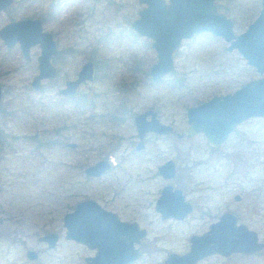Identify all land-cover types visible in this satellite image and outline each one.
Listing matches in <instances>:
<instances>
[{
    "label": "rangeland",
    "instance_id": "rangeland-1",
    "mask_svg": "<svg viewBox=\"0 0 264 264\" xmlns=\"http://www.w3.org/2000/svg\"><path fill=\"white\" fill-rule=\"evenodd\" d=\"M214 3L233 22L235 35L260 9V0ZM141 7L137 0H13L7 14H0V27L10 17L43 20V30L57 45L54 65L59 68L55 80L34 92L29 83L38 47L31 48L26 61L17 47L6 49L0 41V264H85L94 251L65 240L62 223L64 214L84 200L146 231L137 246L141 257L131 264H163L168 254L186 253L190 236L201 235L224 212L234 214L264 245L262 119L242 122L214 149L202 134L146 135L141 185L135 114L153 110L160 123L181 133L187 108L264 77L236 51L227 52L222 39L200 33L182 41L173 52L172 71L153 83L148 70L156 56L150 40L130 28ZM85 61L94 65L93 80L63 101L57 89L74 79ZM167 160L176 165V174L163 181L156 168ZM98 161L110 162V170L86 178L83 170ZM166 183L194 207L183 221L160 220L154 211ZM47 233L57 236L53 249L37 240ZM28 251L37 258L28 260ZM197 264H264V249L253 255H213Z\"/></svg>",
    "mask_w": 264,
    "mask_h": 264
},
{
    "label": "water",
    "instance_id": "water-1",
    "mask_svg": "<svg viewBox=\"0 0 264 264\" xmlns=\"http://www.w3.org/2000/svg\"><path fill=\"white\" fill-rule=\"evenodd\" d=\"M12 0H0V11L11 4ZM143 7L137 12V18L131 23V30L138 36L150 40V48L155 52L156 61L148 70L150 80L158 83L173 69L172 54L182 41L194 35L208 33L222 39L226 51H236L259 75L264 72V0H260V9L255 20L244 32L235 35L233 22L218 13L214 0H137ZM0 40L10 48L18 44L24 59L28 51L38 46L37 75L30 86L37 91L39 82L56 75L50 64L55 54V44L49 33L43 32L39 20L22 19L10 22L0 29ZM92 64L85 63L73 81H67L59 90L62 95H71L77 87L92 80ZM1 105V89H0ZM150 115V120L145 118ZM187 128L180 137H192L202 134L210 147H218L228 138L233 129L250 118H259L264 122V77L252 80L231 94L215 96L189 107L185 111ZM139 139L147 132L167 135L170 127L160 125L153 112H145L134 117ZM75 148V144H67ZM139 144L136 149H138ZM109 169L105 161H98L87 167L84 174L98 178ZM164 180L171 179L174 167L167 161L157 168ZM190 206L184 201L181 192L165 185L160 189L155 201L154 211L161 219L183 220L190 213ZM62 223L65 228L64 239L73 241L95 251L93 257L85 258V264H131L141 257L138 249L140 240L146 236L135 223H126L110 211L104 210L93 200L80 201L71 212L64 214ZM47 249H53L57 243L55 234L47 233L37 239ZM189 248L182 255L168 254L163 264H196L204 258L217 255L228 257L231 254L253 255L260 252L264 245L258 241L254 231L246 225L237 224V218L229 212L222 213L215 222L209 224L201 235L190 236ZM25 257L32 261L36 253L26 252Z\"/></svg>",
    "mask_w": 264,
    "mask_h": 264
},
{
    "label": "flooded vegetation",
    "instance_id": "flooded-vegetation-1",
    "mask_svg": "<svg viewBox=\"0 0 264 264\" xmlns=\"http://www.w3.org/2000/svg\"><path fill=\"white\" fill-rule=\"evenodd\" d=\"M164 1V3L165 4H167V0H163ZM215 4V3H214ZM13 5V0H12V2H11V4L8 6V7H6L5 9H3V10H1L0 11V14H2V13H6L7 14V12H8V10L10 9V7ZM142 7H143V5H142ZM141 7V8H142ZM215 7H216V5H215ZM139 11V10H138ZM137 11V12H138ZM47 19L48 20H52L55 16H54V13H49L47 16ZM22 19H28V20H39L40 21V24H41V28H42V31L43 32H47V31H45V30H43V26H42V24H43V20H41V19H39V18H19V19H13V18H9V21L7 22V23H5L4 25H6V24H8V23H10V22H16V21H19V20H22ZM135 20V19H134ZM133 20V21H134ZM132 21V22H133ZM4 25H2L1 27H0V29L4 26ZM131 25V24H130ZM47 33H49L50 35H51V37H52V40H53V42H54V44H55V49H56V52H55V54L54 55H52L51 57H50V64L52 65V67L55 69V71H56V75H55V77H53V78H51V79H48V80H42V81H40L39 82V84H40V88L37 90V91H35V90H33L32 88H31V86H30V83H31V81L34 79V77L37 75V57L40 55V49H39V47H38V49H39V54H38V56L36 57V73H35V75L33 76V78L31 79V81H30V83H29V87L31 88V90L32 91H34V92H40L41 90H42V88L44 87L43 85V83H50V82H52L53 80H55L56 78H57V76H58V73H59V68L58 67H56L55 65H54V62L56 61V59H57V56H58V49H57V45H56V43H55V41H54V39H53V36H52V34L50 33V32H47ZM1 41V40H0ZM1 43H2V41H1ZM182 43V42H181ZM3 44V43H2ZM6 49H10V48H13V47H17V49L19 50V46H18V44L16 43V44H14L13 46H11L10 48H7L5 45H3ZM33 47H35V46H33ZM33 47H31V48H33ZM31 48L29 49V51H28V58L27 59H24V60H26V61H28L29 60V53H30V50H31ZM20 51V50H19ZM21 53V52H20ZM173 55V54H172ZM21 56H22V54H21ZM23 57V56H22ZM87 62H90L91 64H92V70H93V74H92V80H93V78H94V65H93V63L91 62V61H85V63H87ZM84 63V64H85ZM83 64V65H84ZM82 65V66H83ZM81 66V67H82ZM81 67L79 68V70L81 69ZM78 70V71H79ZM78 71H77V73H78ZM77 73H76V75H77ZM76 75H75V77H74V79H70V80H65L64 82H63V85L60 87V88H58L57 89V95L58 96H60L61 98H62V100L63 101H65V102H68L72 97H74L75 95H76V93H77V91H78V89H79V87L82 85V84H84V83H82V84H80L78 87H77V89L75 90V92L73 93V94H71V95H62V94H59L58 93V91L59 90H62V89H64V87H65V83L67 82V81H73V80H75L76 79ZM91 80V81H92ZM1 89V88H0ZM1 102H2V93H1ZM148 111H150V112H153L154 114H155V119L158 121V123L160 124V125H165V126H167V127H170V129H171V132L169 133V134H167V135H157V134H155V133H153V132H147V133H145L144 135H143V137L141 136V139H139V137H138V134H137V131H136V127H135V124H134V117L135 116H137V115H142V113H145V112H148ZM0 113H3V110H2V107H1V105H0ZM145 120L147 121V120H150V115H148L146 118H145ZM132 122H133V126H134V128H135V133H136V138H137V142H136V144H135V146H134V151L135 152H137V154H138V156H139V160H140V167H141V177H140V183H141V185H142V149L144 148V143H143V140H144V138L146 137V135H148V134H151V135H154V136H161V137H166V136H175L177 139H180V138H182V137H180L179 135L181 134V133H183V132H181V133H175L174 132V130H173V128L170 126V125H166V124H162V123H160L159 122V120H158V118H157V115H156V113L153 111V110H150V109H148V110H145V111H143V112H140V113H138V114H135L134 116H133V118H132ZM187 128V127H186ZM185 128V129H186ZM234 130V129H233ZM233 132V131H232ZM226 141V140H225ZM224 141V142H225ZM139 144V147H138V149H136V147H137V145ZM223 144V143H222ZM221 144V145H222ZM220 146V145H219ZM218 146V147H219ZM210 147V146H209ZM211 148H213L214 149V147H211ZM215 148H217V147H215ZM167 161H171V160H167ZM167 161H165V162H167ZM106 162V161H105ZM164 162V163H165ZM108 164H109V169L107 170V171H109L110 170V168H111V164H110V162H107ZM171 163L173 164V167H174V175H173V177L175 176V174H176V165L171 161ZM163 164V163H162ZM161 164V165H162ZM160 166V165H159ZM158 166V167H159ZM157 167V168H158ZM157 168H156V172H157ZM86 169V168H85ZM84 169V170H85ZM84 170H83V175L85 176V174H84ZM106 171V172H107ZM105 172V173H106ZM157 174H158V172H157ZM103 175V174H102ZM101 175V176H102ZM158 176L162 179V177L158 174ZM86 178H88V179H95V178H90V177H87V176H85ZM172 177V178H173ZM171 178V179H172ZM171 179H168V180H171ZM163 181H168V180H164V179H162ZM165 185H170V184H168V183H166V184H164L163 186H165ZM162 186V187H163ZM173 189H176V188H174L172 185H170ZM161 187V188H162ZM160 188V189H161ZM178 190V189H177ZM180 191V190H179ZM159 192H160V190H159ZM181 192V194H182V196H183V198H184V201L190 206V208H191V210H190V213H192V211H193V209H194V207H193V205L185 198V195L182 193V191H180ZM234 199V198H233ZM105 210V209H104ZM113 213V212H112ZM189 213V214H190ZM229 213H231V212H229ZM117 218H118V220H120V221H123V222H126V223H134L133 221H131V222H129V221H124V220H121L115 213H113ZM156 214H158V213H156ZM189 214L187 215V216H189ZM159 215V214H158ZM186 216V217H187ZM185 217V218H186ZM184 218V219H185ZM237 218V217H236ZM159 219L160 220H163V219H161L160 218V215H159ZM169 219H173V218H169ZM183 219V220H184ZM174 221H176V222H179V221H183V220H175V219H173ZM136 224V223H135ZM237 224H240V223H238V220H237ZM209 226V225H208ZM140 229L142 230V228L140 227ZM145 231V230H144ZM145 233H146V231H145ZM202 233H204V232H202ZM200 235V234H199ZM193 236V235H192ZM142 240V239H141ZM140 240V241H141ZM261 243V242H260ZM264 249V248H263ZM94 253H95V251H94ZM26 255V254H25ZM232 255H236V254H232ZM237 255H239V254H237ZM93 256H94V254H93ZM92 256V257H93ZM243 256V255H242ZM220 257V256H219ZM36 258H37V253H36ZM87 258H89V257H87ZM208 258V257H207ZM223 258V257H222ZM204 259H206V258H204ZM204 259H202V260H204ZM201 260V261H202ZM200 262V261H199ZM85 263V262H84ZM197 264V263H196Z\"/></svg>",
    "mask_w": 264,
    "mask_h": 264
},
{
    "label": "trees",
    "instance_id": "trees-1",
    "mask_svg": "<svg viewBox=\"0 0 264 264\" xmlns=\"http://www.w3.org/2000/svg\"><path fill=\"white\" fill-rule=\"evenodd\" d=\"M80 104H81V103H80ZM81 105H82V104H81ZM10 115H11L10 113H9V114H6V116H8V118H10ZM27 139H33V141H34L35 138H34V137H31V138H27Z\"/></svg>",
    "mask_w": 264,
    "mask_h": 264
}]
</instances>
